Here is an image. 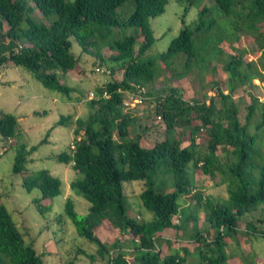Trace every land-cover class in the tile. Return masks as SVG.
<instances>
[{"label": "trees", "instance_id": "16d2710c", "mask_svg": "<svg viewBox=\"0 0 264 264\" xmlns=\"http://www.w3.org/2000/svg\"><path fill=\"white\" fill-rule=\"evenodd\" d=\"M29 1L48 20L33 21ZM127 1L133 6L132 12H118ZM195 1L190 0L191 4ZM213 1L225 21L204 6L194 25H188L187 6L181 17L183 26L167 49L143 60L156 41L150 19L165 11L167 0H0V70L11 64L20 66L45 88L71 98L75 89L60 81L58 75L73 70L78 62L71 52L74 38L83 51L90 53L94 48L99 65L110 62V74L122 72L119 79L114 77L95 90L97 96L106 90L109 97L100 95L89 101L87 117L75 119L73 147L54 156L77 171L79 175L70 182V188L90 203L85 215L78 216L74 203L67 199L64 215L78 236L97 246L96 253L105 264L261 263L253 259L251 250L235 256L228 249L233 243L241 250L255 240H264V229H257V220L240 227L244 217L264 210V100L251 101L244 124L239 121L236 104H227V100L250 74L264 80L261 72L251 68V62L246 63V69L241 68L243 51L234 44L242 32L256 41L264 57V0ZM23 21L28 22L26 28ZM115 28L133 30L115 39ZM104 46L111 51L107 57L99 51ZM180 57L183 61L174 69ZM214 59L223 62L226 72L227 93L217 81L210 86L220 98L219 108L213 98L208 102L187 101L177 88L168 87L165 92L153 85L162 73L159 61L172 67L170 78L178 80L193 70L203 79L207 70L214 72ZM142 87H146V101L155 98L159 102L166 125L165 138L151 147L140 144L138 107L123 109L124 93ZM194 120L198 122L193 124ZM68 122L70 116H61L57 125L67 126ZM178 125L183 126V132L187 130L189 144L185 146L183 132L175 134ZM201 129L207 134L205 151L196 143ZM18 134L16 116L0 115V136L11 144ZM39 146L16 142L12 172L21 173L26 192L39 189L41 196L33 201L40 212H46L52 205L45 204V199L61 193V180L46 169L27 170L25 165ZM197 171L212 178L218 176L227 197L203 195L194 180ZM129 180L145 181L138 197L142 207L152 213L151 219L138 221L127 215L123 184ZM200 222L208 225L205 231ZM103 226L124 234L131 252L122 249L117 239L109 250L95 234ZM167 229H174V236H164ZM180 234L187 240L178 239ZM88 256L93 260V254ZM0 264H43L41 255L32 242L26 243L25 234L3 204Z\"/></svg>", "mask_w": 264, "mask_h": 264}, {"label": "rangeland", "instance_id": "374dc122", "mask_svg": "<svg viewBox=\"0 0 264 264\" xmlns=\"http://www.w3.org/2000/svg\"><path fill=\"white\" fill-rule=\"evenodd\" d=\"M28 6L33 9L31 19L35 22L45 21V17L38 11L32 1L28 2ZM185 23L194 25L197 20L198 12L201 7H208L210 13L221 21H225V16L213 0H196L191 4L190 0H167L165 11L150 19L153 33L156 38L155 43L143 56V60L154 57L165 51L173 37H175L183 26L181 17L185 11ZM133 6L130 1L121 5L117 11L124 12L128 15L132 12ZM52 15L51 18H54ZM28 26L27 21H23L22 27ZM120 30V31H119ZM132 28L120 29L115 28L114 38L118 39L124 35L131 34ZM121 32V33H120ZM239 40L234 44L242 48L241 53L243 64L242 69H246V63L251 62L256 72H261L264 78V57L258 50L256 41L239 32ZM232 40V39H231ZM71 52L78 58V62L73 70L67 73H60L58 78L68 86L75 90L71 93V98L45 88L37 81L28 71L20 66L13 64L7 65L0 70V115L11 113L18 119L19 134L17 140L10 144L9 139L0 136V204L6 206L12 214L20 229L25 234L26 243L32 242L36 252L41 255L43 264H105V261L96 253L97 246L84 240L78 236L75 228L64 215V204L67 199H71L78 216H83L87 212L90 203L82 196L77 195L71 188L70 182L79 174L73 169L70 163L59 162L54 156L61 151H70L71 142L74 138L73 129L75 127V119L86 118L90 112L89 93L99 89L107 81L121 76V71L114 74L98 73L94 69L97 66L106 68L112 65L101 63L99 65L98 57L93 54L94 48H90V53L83 51L74 38H71ZM227 51H230L228 43L225 44ZM104 56H108L111 51L104 46L99 50ZM183 57L174 62V69H177ZM159 69L162 73L156 77L153 85L166 92L168 87L177 88L184 100L206 101L213 98L216 108L221 106L218 95L210 89L212 81H217L224 91L226 90V72L223 68V62L217 60L211 61V67L214 72L207 70L203 79L193 70L188 75L180 79L170 78L171 68L159 61ZM240 83L236 90L231 93V100H227V104L233 102L238 108V118L241 124L245 123L247 107L253 99L264 100V80L261 81L256 73H252L244 81ZM150 86V85H149ZM146 87H142L145 93ZM137 104L139 115V130L141 134L140 144L143 147H151L157 141L166 136V125L161 117V107L155 98L146 101V96ZM145 99V100H144ZM61 116H70V122L65 125L58 124ZM198 120H194L193 124ZM183 126L178 125L175 128V134L183 132ZM253 131L254 127H249ZM183 132L182 145L189 144V137ZM43 141V142H41ZM16 142H24L27 147L40 145L38 149L29 157L28 163L25 165L27 170L46 169L52 176L61 180V193L50 199H45L50 203L51 209L46 212H40L37 209L33 199L40 197L41 192L35 188L31 192H26L22 186L21 173L12 172L14 163ZM196 143L199 149L206 150L207 134L205 130H201L196 135ZM166 177V176H165ZM164 177V178H165ZM195 183L200 187L199 190L203 195H211L218 198H226L227 191L224 184L219 183V177L214 178L209 175H202L199 171L194 173ZM167 183H170L169 181ZM124 193L126 195L127 215L138 221L149 220L152 213L145 210L138 194L145 188L144 180L124 181ZM188 202V201H187ZM202 217L201 212H199ZM202 219V218H201ZM255 221L257 229H264V210L262 208L252 212L250 215L241 220L240 227L243 228L247 221ZM176 222V220H175ZM202 231L206 230L207 224L200 222ZM174 229L164 231V236H174ZM96 236L110 250L112 243L119 240L122 249L131 252L132 246L128 238L122 234L117 228H109L103 226L95 231ZM240 235H244L240 231ZM213 237V234L210 235ZM241 237V236H240ZM178 239L186 241L187 238L181 234ZM243 240L244 238L241 237ZM163 244V242L161 243ZM183 244L182 242L180 245ZM231 254H245L247 251H253L255 257L264 264V240H255L250 246L238 250L234 243L228 249ZM88 254H93V260ZM130 258L131 253H127Z\"/></svg>", "mask_w": 264, "mask_h": 264}, {"label": "built area", "instance_id": "2783aa9c", "mask_svg": "<svg viewBox=\"0 0 264 264\" xmlns=\"http://www.w3.org/2000/svg\"><path fill=\"white\" fill-rule=\"evenodd\" d=\"M98 73H103V74H110V70L107 68H103L101 66H97L94 69ZM143 94L144 91H142V88H138L134 92H125L124 93V100H123V108H130V107H135L138 103H140L143 99ZM90 98H95L94 92L89 93ZM102 97L108 98L109 94L106 90L102 92ZM202 130V129H201Z\"/></svg>", "mask_w": 264, "mask_h": 264}, {"label": "clouds", "instance_id": "9594fccd", "mask_svg": "<svg viewBox=\"0 0 264 264\" xmlns=\"http://www.w3.org/2000/svg\"><path fill=\"white\" fill-rule=\"evenodd\" d=\"M110 75V74H109ZM103 86V85H102ZM101 86V87H102ZM104 91V90H103ZM102 91V92H103ZM92 92H94V94H95V98H89V101L91 100V99H97L100 95H101V97H102V92H101V94L99 95V96H97V94L95 93V91H92ZM102 98H104V97H102ZM129 108V107H128ZM123 109H127V108H123ZM130 109H134L133 107H130ZM71 147H73V145H72V142H71Z\"/></svg>", "mask_w": 264, "mask_h": 264}]
</instances>
